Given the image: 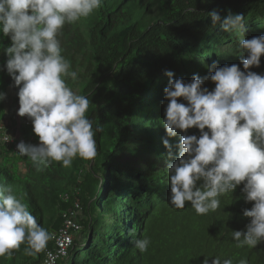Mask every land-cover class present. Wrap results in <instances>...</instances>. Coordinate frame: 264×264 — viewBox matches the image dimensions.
Segmentation results:
<instances>
[{"label":"trees","instance_id":"trees-1","mask_svg":"<svg viewBox=\"0 0 264 264\" xmlns=\"http://www.w3.org/2000/svg\"><path fill=\"white\" fill-rule=\"evenodd\" d=\"M214 9L222 18L229 11L244 15L245 39L264 35V0H103L91 15L63 27L58 36L62 55L78 74L66 83L89 99L86 116L93 129H101L94 137L95 159L77 156L70 167L53 161L37 170L0 142V150L19 166L5 165L3 156L0 184L12 187L40 226L51 234L67 211L76 214L81 229L57 264H205L217 257L232 264L242 259L264 264V242L237 247L232 238L231 231L246 230L250 220L243 210L253 202L245 203L243 184L219 197L220 208L207 215H197L187 202L183 209L169 203L166 164L171 161L162 140H169L175 160L181 133L167 137L160 123L168 103L164 72L190 82L194 74L208 75L214 61L243 70L236 56L239 38L222 32L219 24L211 26L207 13ZM0 44L9 46V38ZM5 61L0 52V66ZM249 70L264 74V56L259 67ZM0 84L3 92L12 87L6 71H0ZM203 87L211 91L215 84L205 81ZM17 91L13 87L18 108ZM17 118L16 138L38 144L32 123ZM185 134L199 137V130L193 127ZM143 238L150 239L146 252L134 243ZM26 247L21 244L11 258L0 257V264H39L52 242L35 256L26 255Z\"/></svg>","mask_w":264,"mask_h":264},{"label":"clouds","instance_id":"clouds-1","mask_svg":"<svg viewBox=\"0 0 264 264\" xmlns=\"http://www.w3.org/2000/svg\"><path fill=\"white\" fill-rule=\"evenodd\" d=\"M103 0H0V40L8 37L10 45L0 44L6 56L0 71H6L18 88L17 115L32 123L38 144H16V152L27 157L37 170L53 161L70 167L77 156L94 160L97 155L95 135L100 131L87 118L90 101L76 94L66 83L76 80L71 64L62 55L58 39L65 24L88 17ZM189 11H196L195 8ZM211 26L219 24L224 33L239 38L237 64L218 66L214 61L209 74H194L190 82L173 79L172 71L163 89L164 119L160 121L167 137L181 133L179 154L171 160L168 139L166 164L169 177V203L176 209L186 202L197 215H207L220 208L224 194L243 184L245 203L253 202L243 216L250 218L246 230L232 232L237 247L256 248L264 242V74L249 69L259 67L264 56V35L245 39V16L230 11L222 18L217 10L207 13ZM211 81L215 87H203ZM181 98V100H178ZM6 93L0 91V102ZM187 102V103H184ZM3 127V124H0ZM195 127L197 135L185 134ZM207 129V131L205 130ZM12 138L5 132L0 142ZM51 234L40 226L10 185L0 184V257L11 258L21 244L24 252L35 256L44 251ZM135 247L146 252L149 238L138 239ZM205 264H232L231 259L213 258ZM240 264H247L241 260Z\"/></svg>","mask_w":264,"mask_h":264},{"label":"built area","instance_id":"built-area-1","mask_svg":"<svg viewBox=\"0 0 264 264\" xmlns=\"http://www.w3.org/2000/svg\"><path fill=\"white\" fill-rule=\"evenodd\" d=\"M24 120L25 124L31 123L27 117H25ZM10 137L12 139L9 142H6L5 145H11L13 153L19 155L16 152V144L23 139L15 138L14 136ZM75 216L76 214L74 210L67 211L64 216L62 226L56 232L51 233L50 241L52 242V248L45 250L44 256L39 264H57L58 259L67 255L74 233L81 229V226L76 221Z\"/></svg>","mask_w":264,"mask_h":264},{"label":"rangeland","instance_id":"rangeland-1","mask_svg":"<svg viewBox=\"0 0 264 264\" xmlns=\"http://www.w3.org/2000/svg\"><path fill=\"white\" fill-rule=\"evenodd\" d=\"M0 88H2L0 84ZM11 92L13 95V87H11ZM5 91V90H4ZM12 95H6V99L2 102H0V120L2 119L3 116L6 115V117H9L10 115L13 116V110H17L18 108L14 105L13 97ZM12 98V99H11ZM5 110V111H4ZM36 136V135H35ZM36 139L38 137L36 136ZM1 162V161H0ZM13 158H11V155H4V164L9 166L12 169L18 168V163L16 162ZM22 169V167H21ZM64 259V258H62ZM64 264V261H62Z\"/></svg>","mask_w":264,"mask_h":264},{"label":"crops","instance_id":"crops-1","mask_svg":"<svg viewBox=\"0 0 264 264\" xmlns=\"http://www.w3.org/2000/svg\"><path fill=\"white\" fill-rule=\"evenodd\" d=\"M11 87H7L5 89V93L6 95H12L11 92ZM13 97V95H12ZM12 99V98H11ZM5 111V110H4ZM17 110H13V116H9L6 117L3 116L2 119L0 120V124H3V127H0V136L2 137L5 132L9 135V136H14L15 138L18 137L16 134L18 132V125H17ZM7 148V147H5ZM6 152V150H0V159L4 156V153Z\"/></svg>","mask_w":264,"mask_h":264}]
</instances>
